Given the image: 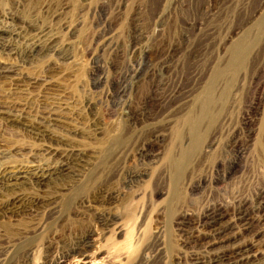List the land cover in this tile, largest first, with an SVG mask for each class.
I'll use <instances>...</instances> for the list:
<instances>
[{"label": "rangeland", "instance_id": "obj_1", "mask_svg": "<svg viewBox=\"0 0 264 264\" xmlns=\"http://www.w3.org/2000/svg\"><path fill=\"white\" fill-rule=\"evenodd\" d=\"M0 30L15 34L0 47V169L55 167L69 152L91 162L63 188L24 190L61 200L56 224L45 209L0 213L1 264L264 263V0H0ZM28 38H41L35 51ZM239 42L247 52L234 65ZM121 89L162 98L154 117L127 129L122 101L107 98ZM170 92L187 106L225 92L175 178L168 159L184 112L168 109ZM101 193L116 198L100 203ZM86 233L89 257L66 255Z\"/></svg>", "mask_w": 264, "mask_h": 264}, {"label": "bare ground", "instance_id": "obj_2", "mask_svg": "<svg viewBox=\"0 0 264 264\" xmlns=\"http://www.w3.org/2000/svg\"><path fill=\"white\" fill-rule=\"evenodd\" d=\"M208 10H209V8H208ZM208 10H207V12H208ZM4 34H7L8 36L4 37L3 36ZM10 35L14 37L15 34L9 33V32L4 31V30H0V41H2L0 43V47H2V46L7 47V45H3L2 43L7 42L8 37ZM30 38H28L29 39V47H30L29 50L35 51L41 44L40 43L41 38H37L34 40H31ZM43 41H45V40H43ZM241 43L239 42L238 44L234 45L232 48L231 63H233L234 65L243 62L245 59L244 52H247L246 49H247L248 43H246V45H244V43H242V44ZM31 53L32 52H30V54ZM146 53H147V51H145L143 53L144 57L146 56ZM157 53L158 52L156 51L155 54H157ZM25 55H27V53ZM28 57H30V56H28ZM6 73H7L6 68L0 69V75L1 76L6 75ZM132 87L134 88L135 86L132 85ZM130 89H129V91H130ZM153 93L154 92H126L125 89H123V90L121 89L120 92H109V94L107 93L108 95L107 94L106 95H107V98L109 99L108 101H111V102H115L116 100L122 101V103H121L122 108H123V111H122L123 113L121 116L123 118L122 121L124 122V125L127 127V129L128 128L134 129L135 127L141 125L145 121L154 117L153 111L155 109V105L162 98L154 96ZM180 94H181V92H170V94L167 95L168 96L167 101L169 104L168 109L171 111V109L174 110V108H179L184 112V114H183L184 117H183V119H181L183 121L179 124V126L176 125V127H175L176 129H175L174 135H175V139H176V144L173 146L174 152L171 154V158L168 159V163H169L168 166L170 167V168H168L169 172H170V170H172V171L178 170V173L170 172L173 178L177 177L180 174L181 167L186 165L188 163V161H190L189 159H190L191 155L199 149V145L201 142L199 134L201 132V128L204 127V129H205L208 126V123L210 122V120L213 116L214 110H215L214 105L216 103V99H223L225 97V92L220 93L218 96H216L215 92H201L200 94H197L194 97V100L190 103V105L187 106L188 105L186 102L187 97H180ZM183 131H186V133ZM182 132L187 134V137L189 140L187 142V145L185 144L186 146H180V144H178V142L180 143L182 140V137H181ZM207 147H209V146H207ZM44 150H45V148H44ZM49 151H50V149L48 150V152ZM65 151H69V150H65ZM65 151H64V153H66ZM72 151H76V150L73 149ZM44 153L46 154V152H44ZM56 153H57V151H56ZM64 153H61V154H64ZM69 153L67 155H60V154L58 156L56 155V159L58 158V161H59V164L58 163L57 164L59 166L56 165L55 167H50V165H48V166L30 165L28 167L27 166H19V167L18 166H13V167L9 166L8 168L4 167L3 169H0V213L9 219H12L15 217L17 218V216H19L23 213H29V214L31 213V215H33L34 213L36 214L37 211L45 209L47 212V215H49L51 218H53V220L55 221V224H56L57 220L59 218V215L62 214V211L65 208L64 205L63 206L62 205L60 206V204L58 205V203L61 200H59V202L56 201V199H55L56 194L54 195L55 196L54 197L53 194L50 193L54 198H49L46 200H42L40 197L39 198L35 197L32 199H29L28 194H27V197L25 196L24 190L26 191V190H28L27 188H31V189L33 188L38 193H40V192H44L47 188H51V186L53 189L55 187L56 188L62 187V183H64V182L67 183V181H65L67 178L68 179L72 178L73 180L78 179L81 170L90 167V164H91L90 159L85 160V159H83V157L80 158V157H77L76 155H73L71 153L69 154ZM75 154H77V153H75ZM53 155H54V153H53ZM137 159L140 162H144L145 160L148 159V155L146 154L145 151H141L138 153ZM101 162H103V161H101ZM92 164H94V163H92ZM102 164H104V163H102ZM131 176H132V174H131ZM137 176L138 177H130V178L127 177L128 178L127 180L125 178L126 187L128 189L133 187L135 184H137L140 181V179L142 178V176L144 177L147 175L140 174V176L139 175H137ZM142 181H143V179H142ZM69 187H71V186H69ZM62 188L58 189L61 191L60 193H62V191H64V189H62ZM51 192H53V191H51ZM93 192H94V190H93ZM31 193H33V192H31ZM34 193H33V195H34ZM56 193H57V191H56ZM46 194H47V192H46ZM45 195L43 197H46ZM58 195H59V193H58ZM62 195H63L62 197H65L64 194H62ZM98 195H99V198L102 199V201H100V203L104 202L105 204H111L116 198V196L114 197L112 194L101 193ZM60 196H61V194H60ZM66 196H68V195H66ZM85 196H86V194L84 195V197ZM88 196H89V194H88ZM80 197H82V196L80 195ZM91 197H93V196L91 195ZM1 198H3V199L1 200ZM85 198H87V197H85ZM94 198L97 199L96 196H94ZM80 199L78 201H80ZM99 200H98V202H99ZM61 203L63 204V202H61ZM75 203H76V201H75ZM70 205L72 206L73 203ZM92 207L93 206H91V208ZM46 212L44 211L43 214ZM67 214H68V211H67ZM105 214L106 213L99 216L100 217L99 219L101 220L103 226H107V227L113 226L115 224V222L112 220L113 218L111 219L109 217V215L107 216ZM44 216H45V214H44ZM62 217H64V216H62ZM69 218H70V216H69ZM47 222H48V220H47ZM50 222H52V221H50ZM105 229H106V227H105ZM35 237H37V236H35ZM90 237L91 236H89L87 233L84 234L83 236H81L79 239L76 237L78 240H76L75 242L72 241L74 243H72V247L70 248V250H68L69 248L68 249L66 248L68 250V251H66V255H69V256L70 255L71 256L77 255L81 259H86L87 257H89L88 253L90 250V242H91ZM4 246L6 247V245H4ZM4 246H3V248H4ZM9 249H10L9 246L4 248V249H1L0 250V258L3 254L8 255ZM154 253H156V252H154ZM61 256H63V257H61L59 259L57 258V260L52 264L59 263L61 260H63L64 255H61ZM151 256H152V254H151ZM27 257H29V256H27ZM152 257H154V256H152ZM199 260L200 259H197V258L194 259V261H196L195 263H198ZM1 261L2 260L0 259V264H1ZM253 264H262V263H253Z\"/></svg>", "mask_w": 264, "mask_h": 264}]
</instances>
